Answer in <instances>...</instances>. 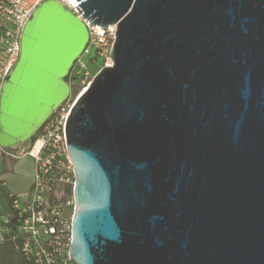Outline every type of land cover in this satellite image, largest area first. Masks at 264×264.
<instances>
[{
	"label": "water",
	"instance_id": "obj_1",
	"mask_svg": "<svg viewBox=\"0 0 264 264\" xmlns=\"http://www.w3.org/2000/svg\"><path fill=\"white\" fill-rule=\"evenodd\" d=\"M78 1V0H77ZM115 23L112 65L63 125L77 264H264V0H81ZM90 22V23H91ZM88 39L55 0L25 23L0 90V147L27 141L68 95ZM0 182H33L25 156Z\"/></svg>",
	"mask_w": 264,
	"mask_h": 264
},
{
	"label": "built area",
	"instance_id": "obj_2",
	"mask_svg": "<svg viewBox=\"0 0 264 264\" xmlns=\"http://www.w3.org/2000/svg\"><path fill=\"white\" fill-rule=\"evenodd\" d=\"M44 1L47 0H0V90L18 60L23 27ZM55 1L77 16L88 31L84 48L65 76L69 93L42 122L19 155L8 154L0 147V160L2 155L25 156L33 163V182L26 191L25 202L21 201V194L8 191L7 209L0 211V242L12 241L25 264H77L69 254L75 173L63 125L79 92L103 66L112 65L110 51L115 40L116 24L91 25L92 20L76 9L81 10L77 6L81 0ZM90 65L98 66L94 73Z\"/></svg>",
	"mask_w": 264,
	"mask_h": 264
},
{
	"label": "rangeland",
	"instance_id": "obj_3",
	"mask_svg": "<svg viewBox=\"0 0 264 264\" xmlns=\"http://www.w3.org/2000/svg\"><path fill=\"white\" fill-rule=\"evenodd\" d=\"M97 67L98 66H95V65L91 66L90 65L91 72L94 73L95 70L97 69ZM75 91H76L75 93H77V88H75ZM36 134H37V131L33 135H36ZM29 140H30V138L27 141L20 143L19 145H17L14 148L15 155H19L22 152V148L25 145H28ZM6 158H12L13 159V157H9L8 155H2L1 156L0 175L5 172L4 162H5ZM7 194H8V189L6 188L5 185L1 184V182H0V211H1V209L2 210L7 209V207H6L8 205ZM0 264H23V262H22L21 257L16 252L13 251L11 246H9L8 244H0Z\"/></svg>",
	"mask_w": 264,
	"mask_h": 264
},
{
	"label": "trees",
	"instance_id": "obj_4",
	"mask_svg": "<svg viewBox=\"0 0 264 264\" xmlns=\"http://www.w3.org/2000/svg\"><path fill=\"white\" fill-rule=\"evenodd\" d=\"M0 244H8L9 246H11L14 252L18 253V251L14 247V243L10 240H5L3 242H0ZM23 264H25V261L23 262Z\"/></svg>",
	"mask_w": 264,
	"mask_h": 264
},
{
	"label": "flooded vegetation",
	"instance_id": "obj_5",
	"mask_svg": "<svg viewBox=\"0 0 264 264\" xmlns=\"http://www.w3.org/2000/svg\"><path fill=\"white\" fill-rule=\"evenodd\" d=\"M17 159H20V158H13V159L12 158H6L5 159V162H4L5 172L7 171V165L9 163L7 160H10V162H11V161H14V160H17ZM33 175H34V171H33L32 177H33Z\"/></svg>",
	"mask_w": 264,
	"mask_h": 264
},
{
	"label": "crops",
	"instance_id": "obj_6",
	"mask_svg": "<svg viewBox=\"0 0 264 264\" xmlns=\"http://www.w3.org/2000/svg\"><path fill=\"white\" fill-rule=\"evenodd\" d=\"M1 184H3L2 182H1ZM7 207V206H6ZM1 211H3L2 209H1ZM20 257H21V259H22V262H24V258H23V256L18 252L17 253Z\"/></svg>",
	"mask_w": 264,
	"mask_h": 264
}]
</instances>
